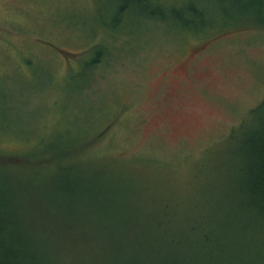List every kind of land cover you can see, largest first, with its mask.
I'll return each instance as SVG.
<instances>
[{
    "label": "rangeland",
    "instance_id": "rangeland-1",
    "mask_svg": "<svg viewBox=\"0 0 264 264\" xmlns=\"http://www.w3.org/2000/svg\"><path fill=\"white\" fill-rule=\"evenodd\" d=\"M121 5L0 0V175L20 173L16 196L75 197L80 212L104 200L110 225L97 228L124 232L127 248L132 231L178 214L163 197H194L183 213L221 237L194 259L264 264V216L240 190L243 139L264 123V0H151L160 20L127 18ZM192 6L204 17L186 14ZM111 243L62 246L72 262L130 260Z\"/></svg>",
    "mask_w": 264,
    "mask_h": 264
},
{
    "label": "trees",
    "instance_id": "trees-1",
    "mask_svg": "<svg viewBox=\"0 0 264 264\" xmlns=\"http://www.w3.org/2000/svg\"><path fill=\"white\" fill-rule=\"evenodd\" d=\"M150 5L151 0H122L119 11L127 18H130V13L138 10L143 13L145 19H162L161 15L165 9L156 10ZM168 12L171 16L178 13L174 9ZM205 12L201 8L192 6L188 7L185 13L202 18ZM179 14L183 16L180 12ZM204 22L198 27L199 30L209 25ZM99 62V60H92L86 66L94 69ZM262 110H264V102L258 108V111ZM254 132H249L243 139L246 145L242 153L247 158L248 166L241 170L243 181L240 190L251 198L255 208L264 216V123ZM4 160L17 165L15 161L17 159L14 156L4 157ZM2 171L0 175V264H86L72 262L71 253L66 246H62V243L77 241L80 238L100 244L109 240L113 242L111 244L119 245V249L123 248L127 256H130L129 261L117 260L107 264H219L217 256L211 255L208 251L202 252L200 259H194L192 256L193 249L195 253H200L201 248L221 239L218 234L212 232V220H195L192 214L188 216L183 213L180 207L181 201L184 198L194 197H180V199L179 197H161V203L173 202L178 214L174 218L159 219L154 229L146 224L147 229L141 232L130 230L135 236L133 239L135 246L127 248L124 244L118 243L124 232L97 228L105 223L102 219L107 220V224L110 225L111 214H103L100 210L105 204L104 200L97 199L99 210L90 213L92 200L87 202V205L81 203L82 211L80 212L78 211L79 203H76L75 197H37L41 202L34 197H19L15 194L17 188L15 191L14 184L22 176L18 173V178L9 167H3ZM143 200L146 206L151 203L149 197H143ZM41 205L52 211L53 220L38 213L42 208ZM55 221L58 226H62L61 230L51 228ZM184 224L187 225L188 230L180 231ZM84 257L87 258V255Z\"/></svg>",
    "mask_w": 264,
    "mask_h": 264
}]
</instances>
